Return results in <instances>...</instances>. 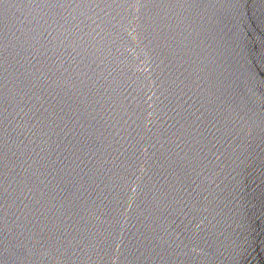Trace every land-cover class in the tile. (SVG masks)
<instances>
[{
	"label": "water",
	"instance_id": "water-1",
	"mask_svg": "<svg viewBox=\"0 0 264 264\" xmlns=\"http://www.w3.org/2000/svg\"><path fill=\"white\" fill-rule=\"evenodd\" d=\"M0 264H264V0H0Z\"/></svg>",
	"mask_w": 264,
	"mask_h": 264
}]
</instances>
